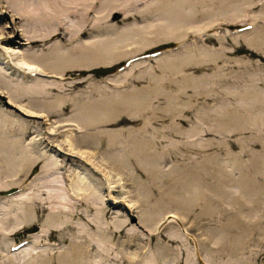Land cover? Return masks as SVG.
<instances>
[{
    "label": "bare ground",
    "instance_id": "obj_1",
    "mask_svg": "<svg viewBox=\"0 0 264 264\" xmlns=\"http://www.w3.org/2000/svg\"><path fill=\"white\" fill-rule=\"evenodd\" d=\"M114 1L115 0H0V51L6 57L5 59L8 60L7 64L11 72L14 71V74L21 78V84H19L12 80L9 82L4 75L0 76V97L6 98L2 100V102L10 107H17L26 114H30L28 116H41L42 118L45 116L48 120H50V116L54 117L55 119L51 122L54 124H50V138L59 136L61 132L66 133L64 134L65 139L63 143L64 148L67 147V150H69L68 154L77 158L79 157L81 160L85 158L92 165L90 170L85 173L79 172L71 175L63 174V186L61 188L59 179L54 178L55 173L58 172L57 170H61L64 166L60 162L61 160L50 155V153L47 152L48 149L45 150L46 148L44 149L42 143L35 142L34 140L28 141L30 138L29 136L34 134L33 130L29 127V121L22 116L0 109V264H193L195 258L196 261H201V259H203L200 256V247L198 248V244L205 245L207 242L206 238H198L194 234H190L189 227L184 225V222L188 218L187 210L189 208L186 206V210H183L184 212L181 215L178 212L179 208L177 206L176 208L174 207L175 209L169 208L160 220L156 218L155 222V219H153L155 224L152 221L154 225L152 224L153 226H151V237L161 231L162 227L160 224L163 220H166L165 224L173 222L176 226L171 225L161 234L167 241L161 239L162 237L158 239L157 246L159 247V254L150 256L147 262H142L138 248L142 251L145 248L136 243L139 238H136L137 240L133 239L134 236L132 234L134 233L130 232V229H132L131 223H129L127 219L107 221L106 214L108 211L110 212V210L104 202L106 200L104 195L100 193L102 188H105L108 193H112L115 187L120 185L123 186L122 170L123 168L126 169V166H128V164L126 165L127 161H125L122 155L124 151L121 153V149V151H119L120 153L114 152L112 154L108 151L109 154L106 152L107 156L102 151L103 155H100L101 160L96 161L85 139L90 136L92 137L91 139H95V141H98V139L101 141L100 137L97 138L96 136L97 132L88 133L94 125L103 123L109 124L111 120L117 119L120 115H124L128 120H133L138 115L140 117L142 116L144 103L152 97L150 93H153L151 87H147L149 84L146 86L147 88L143 85L144 88L141 89H137L138 86L136 88L133 87L134 85L126 91H123L121 88L128 84L137 83L145 76H153L155 72L154 66L143 69V64H145L146 61L155 62L157 65L156 67L161 70L163 69V72L166 69L171 70L175 68L177 70L179 67L188 65L196 66L203 62L202 55L199 53L200 51L198 49L191 52L193 50H190L188 47L181 48L178 51H173L166 55L161 54V56L154 57L153 59H150L151 56H145L146 51H143V49L153 44L150 43V40L152 38L155 39L154 37L156 36L151 38L147 37L150 33L151 35L156 33V35L165 34L171 36L175 34L174 37H178V39L179 37L182 38L185 36L187 33L186 30H190L188 24L197 23L195 21V23H191V20H194L192 18L196 15V12L200 7H202L200 8L201 10L205 9L206 4L211 0H173V4L169 3V6L167 0V2H163L164 6L167 3L166 7H163V4L161 5L162 7L159 6L160 10L155 7L157 11H159L158 14L160 13L159 19L161 21L159 24L151 26H149L150 24L144 26L142 24L141 27L135 24L133 27H126V25L125 28L115 32L112 38H97L98 36L96 35L107 34L120 22L119 20L114 22L110 18L111 13L119 11L123 14V18H126L130 13V10H128L130 9L129 5L127 6L129 7L128 9L124 5L127 2L126 0H118L119 3L116 0L118 4H116V2L113 3ZM245 1L248 7L252 9L258 7L262 2V0ZM98 3L100 7L102 6L101 8L99 7V9L96 8ZM244 10L242 5L223 7V9L217 13V16H221L223 20L235 18L238 20H251L250 22H255L256 19L262 17H258V15L248 17L244 15V17H242L241 14L245 13H242ZM157 11H155V13ZM134 12L136 11L134 10ZM138 13L139 14L136 12L135 14L141 15V11ZM151 15L152 18H154L153 14ZM202 15L205 14L203 13ZM207 15L211 18L214 17L213 11H211V13L209 12V14L206 13L205 16ZM198 19L199 18H197V20ZM217 19L219 20V18ZM141 20L143 21L142 18ZM258 26L260 25H257L255 29L253 28L250 32L238 36L247 48L256 52H260L262 48L264 49V31H259L260 28L257 29ZM200 28L203 29L202 27ZM200 28L198 31H200ZM114 29L118 30V27ZM204 31L206 30H203V32ZM147 40H149V42H147ZM156 43H158V41ZM23 45L28 47L27 53L24 52V47L21 48ZM124 46L130 47H126L122 51L123 48L121 47ZM169 52H171V50ZM122 56L124 57L123 60H127L130 63L128 68L124 69L121 73L119 72V74H115V76L109 75L103 80L95 82V78L90 74L94 68L98 66H110L114 60H118ZM14 57L16 60H14ZM134 58L137 59L135 60ZM13 62H16V65H13ZM0 63H4V61L0 59ZM160 77L159 75V78ZM163 78L164 77H162V80H165ZM155 80H157V77ZM160 80L161 79H159V81ZM11 82L16 85L11 84ZM152 82H155L154 79H152ZM201 82H203L202 79ZM183 87H181V89H183ZM185 90L186 89L183 91ZM158 91L160 90L158 89ZM158 91L156 93H158ZM165 92H167L166 89ZM177 94H174L176 95L175 98L178 97ZM156 96H160V94H156ZM165 98L167 97L165 96ZM170 98L173 99V96H170ZM25 99L29 100L26 106L21 103V101ZM30 100H34L35 102ZM150 102L152 101L150 100ZM259 115L257 114V116H255V114H252V116H254L253 120H250V122L244 120L240 122L239 125H236L240 128L242 127V129L248 128L249 130L250 127L258 123L256 117L259 119L264 117V113ZM154 117L157 118V116ZM176 117L173 115L171 119L176 118L175 120L182 124L186 121V116L183 114ZM145 121L143 123L144 126L146 123ZM170 131L178 133V128L170 127ZM77 132L84 135L81 140L76 137ZM116 132H120V130ZM203 132L204 130L200 128L198 134L200 136L204 135ZM87 134L89 135L87 136ZM99 134H101V132ZM105 134L108 136L104 144L106 148H112L119 144V142L117 144L113 134L109 135L107 132ZM199 142H202V140ZM135 148L133 147V149ZM38 149H41L39 154H34L35 152L33 153V151ZM60 149L61 148H56V151ZM55 154L57 155V153ZM35 164H39V172L47 177L53 178L52 180L50 179L51 181L47 178L48 181L46 180V182H44L47 184L46 186L53 188V192H50L52 191L50 189L48 192L50 194H46L47 198L43 197L45 191H34L37 185H35L36 187L34 188L33 183H31V181L36 178H30L29 170ZM154 165L156 164L153 163L152 166ZM262 168H264V162L262 163ZM58 174L60 173L58 172ZM29 178L30 181H28ZM37 180L38 179H36V181ZM39 181L37 182L40 183L41 181ZM238 183L239 186L237 189L239 191V197L241 196L249 202L250 199L245 195L248 192V187L241 183V181H238ZM42 185L40 184L39 186L42 188ZM190 186L191 185H189V187ZM193 186V189L187 192V197L191 195V197H193V190H195L194 197L199 194L201 188L200 183L194 181ZM32 188L34 189L31 190ZM46 188L47 187H45V189ZM9 190H15L16 192L13 191L8 194L7 191ZM125 193L128 194L127 192ZM200 193H202V191H200ZM3 194L5 195L3 196ZM107 195L108 194L105 196L107 197ZM124 196H115V202H122V204H124ZM127 198H125V200ZM251 198H253V196H251ZM188 201L187 198L185 201L186 204ZM182 207L183 206L180 208ZM28 208L33 210L36 219H34V216H31V214H28ZM15 212L16 214L18 213L19 217L21 214L22 216L24 215V220L21 221L17 216L21 222L18 221L19 223L16 225L13 223L14 227H10L9 222H12L15 218L13 217V213ZM251 212L253 214H251ZM251 212L249 213V218L253 219L254 217H258L256 215L258 214L257 212ZM146 214L147 213H144V215ZM44 215H46L45 218L46 220L48 219V222L43 227H40L38 233L30 234L28 238L25 239L26 241H22L24 243L18 244V242L14 241V237L22 228L30 225L33 221L42 220ZM199 218V216L193 215L194 221ZM229 218L232 221L234 220L236 225L238 217L232 215ZM144 220L150 221L145 218ZM141 222L143 221L141 220ZM152 222L150 221V224ZM231 234L232 233H230V235ZM236 234L239 237L241 233L236 232ZM52 236L54 237V241L50 242ZM247 237L248 236H246V239ZM190 242L194 244L193 251L195 254L193 257L192 254L190 257L189 249L187 248ZM133 246L134 250H131ZM254 255L255 253H251L249 259L254 261ZM171 256H173V258H171ZM202 263L214 264L205 259L202 260ZM238 263L242 264V261L238 260Z\"/></svg>",
    "mask_w": 264,
    "mask_h": 264
},
{
    "label": "rangeland",
    "instance_id": "obj_2",
    "mask_svg": "<svg viewBox=\"0 0 264 264\" xmlns=\"http://www.w3.org/2000/svg\"><path fill=\"white\" fill-rule=\"evenodd\" d=\"M117 1L115 0L113 3L116 2V4H118L119 1L118 3ZM126 1L124 5L127 9L130 7V9H128L130 13L127 16L129 18H123V14L119 11L111 13L110 18L114 22L117 20L120 22L107 34L96 35L98 36L97 38H112L115 32L125 28L126 25V27H133L135 24L141 27L142 24L143 26L147 24H150L149 26L159 24L161 21L159 19L160 13L158 14L159 11H157L156 8L160 10L159 6L162 4L163 7H166L167 3L168 6L169 3L173 4V0H168V2L167 0ZM163 2H167L165 6ZM128 5L129 7H127ZM233 5L243 6V10H245L242 13H245H240L242 17H244V15H246L245 17L257 15L258 17H262L256 19L255 22H250L251 20H238L235 18L223 20L221 16H217V13L223 9V7L226 8ZM99 7L100 5L98 3L96 8L99 9ZM200 8L192 18L194 20H191V23L197 22V25L189 23L188 27L190 30H186L187 33L183 36L184 38L182 36V38L179 37V39L178 37L175 38V34L171 36L165 34L156 35V33L151 35L150 33L147 37L151 38L156 36L158 40L156 37H154L155 39L152 38L150 43L153 44L144 47L143 51H146L145 56H151L150 59H153L154 57L161 56V54L166 55L173 51H178L181 48L188 47L190 50H193L191 52L198 49L200 51L199 53L202 55L203 62L196 66L188 65L179 67L177 68L178 71L174 68L171 70L166 69L163 72V69L161 70L156 67L157 65L155 62L146 61V63L143 64V69L154 66V74H156H153V76H145L141 81L128 84L121 88L123 91H126L129 90L132 85H134L133 87L135 88L138 86L137 89L144 88V86L145 88L151 87L153 93L150 94L154 99L151 97L144 103L142 116L140 117L138 115L135 119L128 120L124 115H120L117 119L111 120L109 124L103 123L94 125L88 133L97 132L96 136L97 138L100 137L101 141L98 139V143V141L91 139L92 137L87 134L88 138L85 139V142H88V147L93 152L96 161L101 160L100 155H103V152L106 154V152L109 151L112 154L114 152L118 153L121 149V153L124 151L122 155L125 161H127L126 165L128 164V166H126V169L123 168L122 170L124 173H122V181H124L122 184L123 186L120 185L115 187L112 193H108L105 188H102L100 193L104 195L106 199L104 202L110 210V212L108 211L106 214L107 221L127 219L128 222L131 223L132 229H130V232L134 233L132 234L134 236L133 239L139 238L136 243L145 248L143 251L138 248L142 262H147L150 256L159 254V247L157 246L158 239L162 237L161 239L167 241L161 234L171 225L176 226L173 222L165 224L158 234L151 237V226L155 224L156 218L160 220L169 208L175 209L177 206L179 208L178 212L182 215L184 212L183 210H186L185 207L188 206V218L184 222V225L189 227L190 234H194L198 238L205 237L207 241L205 245L198 244L201 258L209 260L214 264H239L238 260H241L242 264H264V168H262V163L264 162V119L262 118L264 117L260 119L256 117L258 123L250 127L249 130L248 128L242 129V127L240 128L236 125H239V123L244 120L248 122L253 120L254 116H252V114L257 116V114L262 115L264 113V49L262 48L260 52L253 51L247 48L243 41L238 38L241 34L250 32L253 28L255 29L257 25H260L257 27V29H261H259V31H264V0H262L258 7L253 9L248 7L245 0H211L206 4L205 9L201 10ZM134 10L137 14L141 11V15L135 14L136 12H134ZM155 11L157 12L155 13ZM211 11H213V16L215 18H211L209 15L205 16L206 13L209 14ZM200 13L201 15L204 13L205 15L201 17ZM151 14H153L154 18H152ZM197 18L199 19L197 20ZM217 18H219V20ZM198 21L202 23L200 24ZM189 25L192 26L190 27ZM117 27L118 30L114 29ZM18 28L20 29L19 26ZM199 28L200 31H198ZM203 30L206 31L203 32ZM157 41L158 43H156ZM147 42H149V40H147ZM126 47L127 46L121 47L123 48L122 51ZM21 48L27 53V46L23 45ZM170 50L171 52H169ZM5 58L6 57L0 51V59L4 61V63H0V76H6L9 82L12 80L21 84V78L16 76L14 71L11 72L7 64L8 60ZM123 59L124 57L122 56L118 60H114L110 66H98L94 68L90 74L95 78V82L103 80L109 75L115 76V74L121 73L130 65L127 60ZM134 59L136 60L137 58ZM14 60H16L15 57ZM13 65H16V62H13ZM159 75L161 76L160 78ZM156 77L157 80H155ZM162 77H164L163 79L165 80H162ZM152 79H154L155 82H152ZM159 79H161V82ZM201 79L203 82H201ZM15 83L11 82V84ZM181 87H183V89H181ZM158 89L160 91H158ZM165 89L167 92H165ZM184 89L186 90L183 91ZM157 91L158 93H156ZM176 92L180 93L177 94ZM156 94H160V96H156ZM174 94H177L178 97L175 98L176 95ZM165 96L167 98H165ZM170 96H173V99L170 98ZM4 99L6 98L0 97V109L22 116L29 121V127L33 130L34 134L29 136L30 138L28 141L34 140L35 142L42 143V146L44 149L46 148L45 150L48 149L47 152H49L50 155L61 160L60 162L64 166L61 170H57L60 174L57 172L55 173V177L53 176L59 179L61 188L63 186V174L71 175L79 172L85 173L90 170L92 165L89 161L85 158L81 160L79 157L77 158L68 154L69 150H67L66 146V148H64L63 140L65 139L64 134L66 133L61 132L59 136L50 138V124H54L51 123L52 120L55 119L54 117L50 116V120H48V118L43 115V118L41 116H28L30 114L20 111L17 107H10L4 104L2 102ZM150 100L152 102H150ZM30 101L35 102L34 100ZM27 102H29L27 99L21 101L24 106L28 105ZM172 114L175 117H179L180 114H183L186 116V121L182 124L175 120L177 117L171 119V116H173ZM153 115L157 116V118ZM145 117H148L147 120ZM144 121L146 122L145 126L143 124ZM170 127H177L178 133L171 132ZM200 128L204 130V135L200 136L198 134ZM119 130L120 132H116ZM100 132L102 135L99 134ZM106 132L109 135L113 134L117 144L119 142L117 146L112 148H106V146H104L106 143L105 140L108 138L105 134ZM83 136L84 135L80 134V132L76 133V137H78L79 140H81ZM201 140L202 142H199ZM133 147L137 148L133 149ZM56 148L61 149L59 151L57 150V152ZM128 150L132 153H129ZM40 151L41 149H38L33 151V153L35 152L34 154L38 155ZM109 152L107 154H109ZM55 153H57V155ZM152 162L157 166H152ZM39 171V164L33 165L29 170L30 178H36L38 179L37 181H41L43 176L44 179L46 177L45 181L43 179V182L39 181L40 183H38L36 179L32 180L31 183H33V187L35 188V185H37L38 188H32L31 190L34 189V191L38 190L39 192L45 191L43 197L47 198L46 196L50 194L48 192L50 189L52 190L50 192H53V188L46 186L47 184L44 182H46L47 178L49 180L53 178L47 177ZM30 178L28 181H30ZM194 181L200 183V191H202V193L199 191V194L194 197L195 190H193V197H191L192 195L187 197V192L192 190L195 186H193ZM238 181H241V183L248 187V194L246 193L245 195L250 199L249 202L251 203L245 198L239 197V191L237 189L239 186ZM40 184H43L42 188L39 186ZM189 185H191V188ZM44 186L47 188L45 189ZM106 194H108L107 197L105 196ZM4 195L5 194H3V196ZM118 195H126L124 196V204H122V202H115L114 197ZM251 196H253V198H251ZM186 197L189 200L187 204L185 202L187 199ZM125 198L127 199L125 200ZM181 206L183 207L180 208ZM27 210L28 214H31V216H34V219H36L33 210L30 208ZM251 211L257 212L258 214L256 215L258 217H254L253 219L249 218V213ZM144 213L147 214L144 215ZM15 214L16 212L13 213V217L16 219L14 218L12 222H9L10 227H14L13 223L15 225L18 224L20 219L21 221L24 220V215L22 216L21 214L19 217L18 213ZM251 214L253 213L251 212ZM46 215H44L42 220L33 221L30 225L22 228L14 237V241L21 243L22 241H26L25 239L28 238L30 234L38 233L40 227H43L48 222V219L46 220L45 218ZM193 215L199 216L200 218L194 221ZM232 215L238 217L236 225L234 220L232 221L229 218ZM144 218L151 222H154L153 219H155V222L154 224L153 222L150 224V221H145ZM141 220L143 222H141ZM245 227L248 228L246 229ZM236 232L241 233L239 237ZM230 233L232 234L230 235ZM122 236L124 237L123 234ZM246 236H248L247 239ZM53 241L54 237L52 236L50 242ZM187 248L189 249L190 257L191 254L193 257L195 254L193 251L194 244L190 242ZM132 249L134 250V246L131 247V250ZM251 253H255L254 261L249 259ZM171 258H173V256H171ZM203 259H201V261H196L195 258L193 264H203Z\"/></svg>",
    "mask_w": 264,
    "mask_h": 264
},
{
    "label": "water",
    "instance_id": "obj_3",
    "mask_svg": "<svg viewBox=\"0 0 264 264\" xmlns=\"http://www.w3.org/2000/svg\"><path fill=\"white\" fill-rule=\"evenodd\" d=\"M11 192H13L12 190H9V191H7V193L8 194H10ZM165 223H166V220H163L162 222H161V227H163V225H165Z\"/></svg>",
    "mask_w": 264,
    "mask_h": 264
}]
</instances>
